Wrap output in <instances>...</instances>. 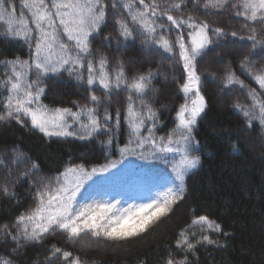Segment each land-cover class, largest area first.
<instances>
[{"label": "trees", "instance_id": "16d2710c", "mask_svg": "<svg viewBox=\"0 0 264 264\" xmlns=\"http://www.w3.org/2000/svg\"><path fill=\"white\" fill-rule=\"evenodd\" d=\"M23 2L9 0L15 7L16 15L22 14L30 21ZM105 2L109 4L107 23L99 33L90 37L93 50L91 59L107 57L110 70L122 62L128 80L142 72L151 71L155 74L144 104L149 105L156 116L152 120L145 118L139 133L146 142L142 148L137 146V137L127 119L129 92L123 86L119 90L114 89L109 96L98 84L89 89L86 82H81L67 72L41 77V86L45 87V93L40 98L41 104L49 109L70 108L73 112H79L87 105L95 109L97 119L101 125H106L107 130L102 129L90 138L79 139L77 137L83 134L80 124L68 117V123L72 125L69 131L76 132V136L45 137L39 130L33 129L30 122L23 126L15 120L0 122V183L4 185L0 188V226L11 225L18 216L35 208L38 203L37 192L46 185L54 186L56 178L69 167L81 165L91 171L120 162H131L143 170H161L171 166L169 154L155 152L148 141L154 139L158 145L161 137L175 135L176 114L185 100L180 84L186 79L179 47L174 44V51L170 54L146 43V37L138 25L133 24L128 13L119 7L120 3L127 0H115L118 4L116 9L110 6L114 0ZM145 2L151 3V0ZM156 2L163 9L171 0ZM135 7L142 6L137 2ZM234 12L231 8L205 11L203 8H194L191 3L184 10L185 15L192 14L209 25V36L213 43L205 56L197 61L201 94L207 103L192 131L194 140L190 155L199 157V165L186 173L183 198L173 205L172 210L159 219L149 221L140 236L127 241H110L103 237L97 239L90 235L62 239L67 233L56 229L46 233L38 243L21 240L18 251L13 252L16 245L8 240L5 246L4 237L0 234V258L12 252L13 264H53V259L55 264H71L77 257L80 264H166L170 256L176 260L187 257L186 264H264V128L258 123H254L252 128L247 127L245 118L237 114L233 107L237 102L244 105L251 103L248 96L250 89H255L257 93L264 92L239 67L241 60L248 55L253 71L264 68V51L259 45L255 50L252 49L253 42L247 39L252 34L251 28L244 27L249 22ZM158 17L153 18L157 25V38L163 34L175 42L178 34H182L188 43V33L192 29L171 27L166 17L159 16V9ZM118 18L126 19L129 26L136 29L135 40L118 43L120 37L115 25V19ZM161 24L165 27H159ZM216 28L223 29L224 35L217 36L213 31ZM232 32H236L237 37L234 38ZM256 33L258 39L264 38L261 35L264 34V27L257 24ZM105 36H110V40H105ZM240 36H244V39L241 40ZM63 39L67 42L66 37ZM33 53L34 42L30 45L22 39H6L0 33V60L19 58L30 62ZM218 55L225 60L218 62ZM166 68H169L167 72L164 70ZM229 69L244 82V88L239 85L231 89L223 87V76ZM6 71L5 66L0 64V82L7 79ZM81 71L86 80V69ZM35 72L33 68L29 73L30 81L37 79ZM211 77L221 87L211 85ZM92 94L100 97L98 105L90 101ZM8 95L0 83V113L5 111ZM218 99L221 106L216 102ZM260 99L264 100V95ZM134 106L139 110L141 101L136 99ZM105 113L112 119L106 122ZM144 115L146 117L147 113ZM81 121L87 122V117L82 116ZM109 140L111 143H108ZM233 144H237L240 150L233 151ZM8 149L12 153L4 155ZM123 149L128 150L122 152ZM27 170V174H24ZM5 186L8 195L3 192ZM168 186L173 184L169 182ZM166 187L165 184L162 189ZM148 198L147 195L144 202ZM131 202L125 207L130 206ZM199 216H206L219 224L221 231L202 230L199 225H192L193 219ZM182 230L195 232L194 236L189 235L195 244L191 252L176 249V241ZM203 235L209 236L214 243H197ZM82 240L85 242L79 243ZM55 248L61 249V253L53 258ZM122 249L125 251L118 254ZM64 251L71 253L68 260L62 257Z\"/></svg>", "mask_w": 264, "mask_h": 264}, {"label": "snow or ice", "instance_id": "6c2138e0", "mask_svg": "<svg viewBox=\"0 0 264 264\" xmlns=\"http://www.w3.org/2000/svg\"><path fill=\"white\" fill-rule=\"evenodd\" d=\"M137 2L142 7H135ZM189 3L194 8H203L205 11L234 9L236 16L243 17L244 21L249 22L245 23L244 27L251 28L252 34L247 39L253 42L252 49L255 50L259 45L264 51V38L258 39L256 33L257 24L264 27V0H171L163 9L156 0H151V3H146L145 0H127L119 4V7L128 13L132 23L138 25L146 37V43L170 54L174 51V44L179 47V56L186 74V79L180 84L185 103L179 107L176 114L175 135L161 137L158 145L154 139L148 141L157 153H174L179 156V160L172 168L176 180L180 182L179 185L168 186L150 195L146 202L128 207H117L119 201L77 205V196L81 188L98 174V170L93 168L87 171L81 165L69 167L56 178L54 186L46 185L43 190L37 192L38 203L35 208L18 216L11 225L0 226L5 246L8 240L16 245L12 249L13 252L18 251L21 240L38 243L46 233L56 229L67 233L70 239L90 235L97 239L103 237L110 241H127L140 236L146 230L149 221L167 215L173 205L183 198L185 175L199 165V157L190 155L194 140L192 131L197 118L207 107L205 97L201 94V77L197 71V61L198 58L205 56L213 43L209 36V25L199 21L192 14H184ZM110 6L116 9L118 4L114 0ZM23 7L28 10L30 21L22 14L17 16L15 7L9 0H0V33L3 37L22 39L30 45L34 42V53L30 62L21 61L19 58L0 60V64L7 69L5 73L7 79L0 83L9 93L4 104L5 111L0 113V122L15 120L22 126L30 122L31 127L39 130L45 137L76 136V132L69 131L72 125L68 123V117H71L74 123L80 124L83 134L77 137L79 139L90 138L102 129L106 131V125H101L95 115V109L87 105L79 112H73L70 108L49 109L40 103V98L45 93V87L41 86L43 83L41 77L67 72L69 75H75L81 82H86L89 89L98 84L109 96L114 89L119 90L121 86L129 92L127 119L137 137V146L142 148L146 141L139 136L141 127L145 123V118L152 120L156 116L151 107L144 104V99L151 91L150 85L155 74L151 71L142 72L128 80L122 62L110 70L107 57L91 59L93 50L90 37L99 33L102 26L107 23L109 4L105 0H24ZM158 9L159 16L166 17L171 27L192 29L188 33V43L182 34H178L175 42L163 34L157 38V25L153 18H159ZM115 25L120 37L118 43L135 40L136 29L131 28L126 19H115ZM159 27L164 28L165 25L161 24ZM213 31L217 36L224 35L221 28ZM261 35L264 37V34ZM232 36L237 37V33L232 32ZM63 37L67 38V42ZM110 38L104 37L105 40ZM239 38L243 40L244 36ZM239 67L255 80L261 90H264V68L253 71L248 55L244 56ZM33 68L36 70L37 79L30 81L28 76ZM82 69H86V80ZM234 85L245 87L244 82L229 69L223 76V87L231 89ZM261 95H264V92L257 93L255 89H250L248 93L250 104L237 102L233 105L245 118V125L249 128H252L254 123L264 128V100L260 99ZM89 99L93 105L100 103V97L95 94L90 95ZM136 99L142 104L139 110L134 106ZM82 116L87 117V122L81 121ZM111 119L112 117L105 113L104 120L107 122ZM116 123L118 126L119 114ZM149 131L151 132V129ZM108 143H111V140ZM129 143L131 144V140ZM232 149L240 150L237 144H233ZM127 150L123 149L122 152ZM3 192L5 195L9 194L6 186ZM192 225H199L202 230L207 228L221 231V226L206 216L193 219ZM12 229L16 231L13 232ZM189 235L194 236L195 232L189 233L187 230L180 232L176 249L186 252L194 250L195 244L189 239ZM205 242L214 243L207 235H203L202 240L197 241ZM59 253L61 249L55 248L52 257L56 258ZM70 256V252L62 253L64 260H68ZM13 260L12 252H8L0 258V264H13ZM186 260L187 257L176 260L170 256L166 264H186ZM71 264H80L79 258H74Z\"/></svg>", "mask_w": 264, "mask_h": 264}, {"label": "rangeland", "instance_id": "374dc122", "mask_svg": "<svg viewBox=\"0 0 264 264\" xmlns=\"http://www.w3.org/2000/svg\"><path fill=\"white\" fill-rule=\"evenodd\" d=\"M120 57L121 56H119V58ZM216 59L218 62L225 60L220 55L216 56ZM164 70L167 72L169 68ZM211 85H214L215 88L221 87V84L213 80L212 77ZM219 101L218 99L216 102L218 103ZM218 105L221 106V103L219 102ZM237 114L242 116L239 112ZM6 151L7 152L3 153L4 155L12 153L9 149ZM168 160L171 165L170 168L161 169L162 171L139 169L131 164V162H120L118 164L106 166L103 169H97L98 174L93 176L91 180H88L81 188L77 196V205L119 201L117 207H125L130 201H132L131 205L144 203L147 195H154L156 192L162 191V187L165 184L167 187L169 182H171L173 186L179 185L180 182L176 180L172 171L173 165L179 160V156L174 153L169 154ZM19 165L22 164L19 163ZM27 172L28 170L24 174H27ZM1 185L0 183V188L4 186ZM64 236L65 237L62 236V239L68 237L67 234H64ZM81 242L85 241L82 240L79 243ZM86 245L87 243L84 245L83 249ZM123 251L125 250H119L118 254H121V252L123 253Z\"/></svg>", "mask_w": 264, "mask_h": 264}]
</instances>
